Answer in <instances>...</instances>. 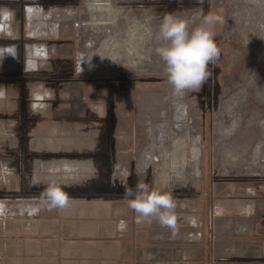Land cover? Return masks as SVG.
Listing matches in <instances>:
<instances>
[{
	"label": "crops",
	"instance_id": "crops-1",
	"mask_svg": "<svg viewBox=\"0 0 264 264\" xmlns=\"http://www.w3.org/2000/svg\"><path fill=\"white\" fill-rule=\"evenodd\" d=\"M28 2L0 0V49L14 50L16 67L0 74V264H264V178L169 192L174 228L137 223L123 193L147 183L136 153L118 146L128 140L120 105L95 99L76 35L44 21L65 3ZM54 187L66 206L53 205Z\"/></svg>",
	"mask_w": 264,
	"mask_h": 264
},
{
	"label": "rangeland",
	"instance_id": "rangeland-1",
	"mask_svg": "<svg viewBox=\"0 0 264 264\" xmlns=\"http://www.w3.org/2000/svg\"><path fill=\"white\" fill-rule=\"evenodd\" d=\"M61 1V14L47 12L44 21L56 18L76 35V67L94 80L95 99L120 105L119 133L128 140L118 146L136 153L151 190L198 194L214 181L264 178V0ZM30 10L31 20L42 18ZM201 12L224 21L214 28L220 55L200 89L177 96L156 52L160 19ZM5 57L1 75L15 67ZM145 159L152 163L143 170Z\"/></svg>",
	"mask_w": 264,
	"mask_h": 264
},
{
	"label": "clouds",
	"instance_id": "clouds-1",
	"mask_svg": "<svg viewBox=\"0 0 264 264\" xmlns=\"http://www.w3.org/2000/svg\"><path fill=\"white\" fill-rule=\"evenodd\" d=\"M223 22L219 16L202 12L191 17L166 13L160 19L157 40L163 44L156 52L164 63L166 82L177 96L200 89L209 79V66L220 55L214 28ZM7 55L12 54L0 53V63ZM58 194L62 199L57 198ZM49 195L54 206H66L67 196L60 189L54 187ZM123 197L136 213L137 223L156 218L162 226L175 227L176 205L171 193L151 190L149 185L137 183L134 189L126 187Z\"/></svg>",
	"mask_w": 264,
	"mask_h": 264
},
{
	"label": "bare ground",
	"instance_id": "bare-ground-1",
	"mask_svg": "<svg viewBox=\"0 0 264 264\" xmlns=\"http://www.w3.org/2000/svg\"><path fill=\"white\" fill-rule=\"evenodd\" d=\"M92 9V8H91ZM29 12H32L31 10L29 11ZM106 13V12H105ZM31 14V13H30ZM9 21V16L8 15H5L4 17H3V21H2V24L4 25V24H7V22ZM7 26V25H6ZM5 25H4V31H5ZM7 53H10L9 51L7 52ZM128 83V82H127ZM245 102V101H244ZM35 103H37V102H35ZM237 104L240 106V107H238V108H241L243 105H244V103H243V101H237ZM234 126V125H233ZM188 132V131H187ZM192 153V152H191ZM148 155V154H147ZM148 157V156H147ZM151 163H152V161L149 159H145V163H144V166H143V170H146V169H148L149 167H150V165H151ZM53 173V172H52Z\"/></svg>",
	"mask_w": 264,
	"mask_h": 264
},
{
	"label": "flooded vegetation",
	"instance_id": "flooded-vegetation-1",
	"mask_svg": "<svg viewBox=\"0 0 264 264\" xmlns=\"http://www.w3.org/2000/svg\"><path fill=\"white\" fill-rule=\"evenodd\" d=\"M26 2H24V4H25ZM28 3H30V4H32L31 2H30V0H29V2ZM30 4H28V5H30ZM58 7H60V6H58ZM30 9H34V8H32V7H29V9H28V11L30 10ZM35 10V9H34ZM2 21H3V19H2ZM6 27V26H5ZM5 32L7 33V27L5 28ZM10 50H11V54L12 55H10L11 57H9V58H11L12 60H14V58H15V52H14V50L12 49V48H9ZM9 49H0V53L1 52H4V51H7V50H9ZM10 50H9V52H10ZM4 59H6V57L4 58ZM3 59V60H4ZM11 60V61H12ZM38 67V65L36 64V66L34 67V68H32V69H30L29 67V70H31V71H35L36 70V68Z\"/></svg>",
	"mask_w": 264,
	"mask_h": 264
},
{
	"label": "built area",
	"instance_id": "built-area-1",
	"mask_svg": "<svg viewBox=\"0 0 264 264\" xmlns=\"http://www.w3.org/2000/svg\"><path fill=\"white\" fill-rule=\"evenodd\" d=\"M77 60H78V62H80V63H79V66H81V65L83 64V62H82V61H83V58H82V57H78ZM28 63H29V62H28ZM27 66H28V64H27ZM3 213H4V212H3L2 210H0V216H1Z\"/></svg>",
	"mask_w": 264,
	"mask_h": 264
},
{
	"label": "snow or ice",
	"instance_id": "snow-or-ice-1",
	"mask_svg": "<svg viewBox=\"0 0 264 264\" xmlns=\"http://www.w3.org/2000/svg\"><path fill=\"white\" fill-rule=\"evenodd\" d=\"M57 198H58V199H62V198L59 196V194H58Z\"/></svg>",
	"mask_w": 264,
	"mask_h": 264
}]
</instances>
